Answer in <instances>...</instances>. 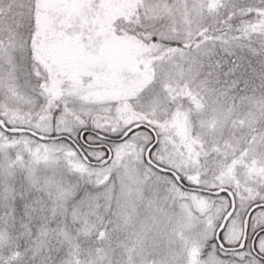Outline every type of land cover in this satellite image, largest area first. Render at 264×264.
<instances>
[{
    "label": "snow or ice",
    "instance_id": "obj_1",
    "mask_svg": "<svg viewBox=\"0 0 264 264\" xmlns=\"http://www.w3.org/2000/svg\"><path fill=\"white\" fill-rule=\"evenodd\" d=\"M0 264H264V0H0Z\"/></svg>",
    "mask_w": 264,
    "mask_h": 264
}]
</instances>
